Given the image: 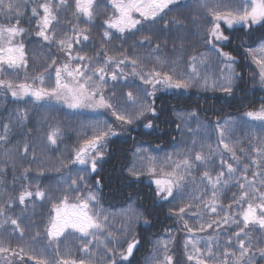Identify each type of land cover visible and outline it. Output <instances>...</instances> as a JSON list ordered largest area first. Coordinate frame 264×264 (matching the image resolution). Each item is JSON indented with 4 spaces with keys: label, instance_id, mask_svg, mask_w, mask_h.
<instances>
[{
    "label": "snow or ice",
    "instance_id": "6c2138e0",
    "mask_svg": "<svg viewBox=\"0 0 264 264\" xmlns=\"http://www.w3.org/2000/svg\"><path fill=\"white\" fill-rule=\"evenodd\" d=\"M101 9L105 15L98 24ZM184 13L187 16L181 19ZM185 19L196 33H190ZM222 25L264 28V0H0V95L10 94L38 110L67 108L74 118L85 112L96 114L81 123L67 158L52 164L37 160V149L57 146L63 139L61 129L49 127L39 143L30 142L29 108L0 112V186L9 170L14 174L25 159L36 164L33 177L31 166L23 168L15 199L6 194L0 199V264L129 260L140 243L133 230L141 219L145 224L148 220L132 205L117 219L102 207L87 177L97 171L109 141L120 134L118 128L125 130L156 116L158 92L197 88L233 93L245 74L237 71V57L219 47L229 40ZM93 29L102 30L100 51L92 41ZM190 35L201 38L208 51L186 49ZM117 40L122 42L119 55L109 54L104 45ZM128 41H133L131 55L123 47ZM161 41L164 47L172 44L171 58ZM32 45L40 49L42 63L33 62L30 70L27 49ZM144 49L148 54L140 55L138 50ZM242 51L254 66L249 68L253 86L264 89V37L258 44L243 45ZM118 88L131 90L118 95ZM179 118L181 142L163 157L137 148L134 156L139 163L132 165L130 175L146 176L155 185V195L174 206L170 211L186 233L185 264H264V100L235 120H217L210 134L196 111L180 113ZM143 126L151 129V119ZM14 129H23L22 136L29 139L11 145ZM209 136L215 141L210 142ZM64 169L70 170L50 177L52 183L42 187L41 177ZM15 190L4 187L5 193ZM37 200L50 205V210L42 232L34 231L26 239L25 228L32 224L22 227L23 221L8 210L16 203L24 206L22 212L31 210ZM186 217L195 219L190 222ZM17 233L23 242L13 247L10 241ZM70 238L79 241L82 256L73 257L67 247L62 250ZM173 241L171 234L157 239L146 264H179L171 249Z\"/></svg>",
    "mask_w": 264,
    "mask_h": 264
},
{
    "label": "trees",
    "instance_id": "16d2710c",
    "mask_svg": "<svg viewBox=\"0 0 264 264\" xmlns=\"http://www.w3.org/2000/svg\"><path fill=\"white\" fill-rule=\"evenodd\" d=\"M107 14H111L110 6ZM104 15L105 12L102 9L97 18L98 24L102 23ZM70 16L71 14L69 13ZM184 16H187V13H184L181 19H184ZM184 23L189 26L190 33L194 34L197 32V29L190 21L185 19ZM24 26L27 27V25ZM222 27L225 28V34L229 36V40L219 44V47H222L223 51L229 52L237 57V71L245 74L243 79L236 82L233 93L228 95L221 91H202L197 88H192L187 91L171 89L158 92L155 105L157 109L156 116L145 117L144 120L137 121L135 125L127 127L125 130H119L118 128L120 134L109 141L105 157L98 162L97 171L91 173L92 187L98 191L105 206L118 209L123 206L135 204L143 213V217L148 220V223L145 224L142 219V222L138 225L135 239H138L140 243L135 248L134 255L123 264H146L152 253L153 243L157 239H167L170 234L174 236L171 249L175 254V259L179 261V264H185L184 247L178 246L180 243L179 240L181 239L179 237L181 232L184 231L180 229L176 216L170 211L174 206L169 204L168 201L160 200L155 195V187L146 176H141L137 179L129 173L136 149L143 146L161 157H163L165 152H171L173 145L182 140L176 128V125L181 123L179 118L180 113L187 114L196 111L199 114L200 120L210 128L217 120L224 121L242 117L245 111L259 107L260 102L264 100V89L253 86L249 72V68L252 66L243 58L242 51L243 45H255L260 42L261 37H264V28H260L258 25L254 27V30L239 25L234 26L232 29H227L226 25H222ZM91 36L92 41L96 44V51H100L102 30L93 29ZM33 39L35 38L33 37ZM27 43L29 42L26 41ZM121 43V41L117 40L111 45H104V47L110 50L109 54L119 55L117 50L121 47ZM132 43L133 41H128V43L123 44L128 55L132 54L133 49L129 47ZM161 43L163 52L171 58L173 56L171 51L172 44L169 43L167 47H164L162 41ZM185 47L189 50L208 51L207 46L203 45L202 39L195 35H190ZM27 50L30 53L29 68L31 70L34 67L33 62H35L36 66L42 63L40 49L32 45ZM85 51L89 55L94 54L91 49H85ZM138 51L140 55L148 54L146 49ZM33 53L35 55H32ZM55 54L63 58L62 53L56 52ZM47 55L48 53L45 52L44 56ZM212 60L215 65L216 57L213 56ZM179 70L183 71V68ZM29 74L31 75V71ZM136 83H138V80ZM129 90L131 89L118 88L117 94L119 95L122 91L126 92ZM107 91L110 92L111 88ZM25 106L30 110V119L26 122L27 127L31 129L30 142L39 143L49 127H59L63 133V139L57 142V146H50L49 149L44 151H41L39 148L37 149V160H46L52 164L58 159L67 158L71 147L77 142V132L81 128V123L86 124L87 120L94 116V113L85 112L83 115L74 118L69 114V110L63 107L58 108L56 111H49L47 109L38 110L33 104L26 105V101H15L10 94L7 96L0 95V112H3L5 109L11 110L14 107L24 108ZM149 118L153 124L151 129L143 126ZM107 119L112 121L114 126H117V122H115L113 117L107 116ZM22 132L23 129H14V134L10 140L11 145H17L21 139H29V136H22ZM243 135L237 130V136L239 138L243 139ZM28 166H31L33 169L29 173V176H35L36 164L32 163L29 158L25 159L22 165H17L14 174L10 169L7 175L2 178L5 185L0 186V199L5 194L15 199V196L18 195L20 184L22 183L19 177L23 172V168ZM74 167L70 166V168ZM69 170L64 169L62 173H46L40 179L42 187L52 183V180L49 179L50 177H56ZM14 176L16 179H14ZM97 181H99V184H97ZM4 187L7 189L15 188L16 190L5 193ZM230 195V193H227L229 198ZM23 207L16 203L8 210V214L20 218L23 221L22 227H25L28 223L32 224V227L25 228V238L27 239L34 231L42 232V226L46 222L50 205L37 200L33 209L22 212L21 209ZM184 235H186L185 232ZM41 239H43V233ZM22 242L18 238V233L10 241L13 247ZM78 256L75 254V257ZM29 264H32V262H29Z\"/></svg>",
    "mask_w": 264,
    "mask_h": 264
},
{
    "label": "rangeland",
    "instance_id": "374dc122",
    "mask_svg": "<svg viewBox=\"0 0 264 264\" xmlns=\"http://www.w3.org/2000/svg\"><path fill=\"white\" fill-rule=\"evenodd\" d=\"M102 10V9H101ZM100 10V11H101ZM98 18V17H97ZM252 67H254V66H252ZM138 83H140L139 81H138ZM94 115H96V114H94ZM232 120H235V119H232ZM208 133L210 134L211 133V127L210 128H208ZM187 138V137H186ZM185 138V139H186ZM209 140H210V142H214L215 141V137L214 136H209ZM150 151V150H149ZM150 152H152L153 154H156L155 152H153V151H150ZM157 155V154H156ZM164 156V155H163ZM161 157V156H160ZM99 162V161H98ZM134 163H139V161H137L136 160V157L133 155V159H132V165L134 164ZM74 174V173H73ZM92 176H91V173L88 175V177H87V179H88V181H89V187L90 188H92L93 190H95V191H97L94 187H92V184L91 183H93L92 182V178H91ZM97 195H98V197H99V200H100V203H101V205H102V207L104 208V209H106V210H108L109 212H111V213H115V214H117V219H119V214L123 211V210H125V209H127L129 206H123V207H120V208H118V209H114L113 207H107V206H105L104 204H103V201H102V197L100 196V194L98 193V191H97ZM132 206L133 207H135L136 209H138L139 211H140V209L135 205V204H132ZM189 220H190V222L192 221V220H194L195 218L194 217H189L188 218ZM142 222V219L139 221V223H137L136 224V226H135V228H134V230H133V234H134V238H135V234H136V230H137V228H138V225L140 224ZM117 227H119V225L117 224ZM202 235H206V233H204V234H202ZM181 238V239H180ZM62 240H63V238H61ZM179 241H180V243L178 244V246L180 247V246H183L184 245V240H185V235H184V232H181V235H180V237H179ZM78 245H79V241L78 240H74V239H69L68 241H65V243L64 244H62L61 245V248H62V250L65 248V247H67V248H70L71 249V253H72V256L73 257H75V254L76 255H79V256H82L83 255V253L82 252H80V251H78ZM133 255H134V250H133ZM132 255V256H133ZM78 256V257H79ZM123 263H125V262H123Z\"/></svg>",
    "mask_w": 264,
    "mask_h": 264
},
{
    "label": "water",
    "instance_id": "95a60500",
    "mask_svg": "<svg viewBox=\"0 0 264 264\" xmlns=\"http://www.w3.org/2000/svg\"><path fill=\"white\" fill-rule=\"evenodd\" d=\"M154 185V184H153ZM155 186V185H154Z\"/></svg>",
    "mask_w": 264,
    "mask_h": 264
}]
</instances>
